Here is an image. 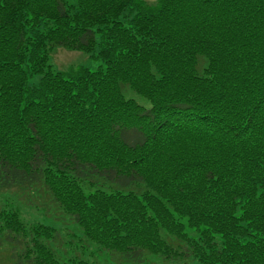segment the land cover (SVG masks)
<instances>
[{"label": "trees", "instance_id": "trees-1", "mask_svg": "<svg viewBox=\"0 0 264 264\" xmlns=\"http://www.w3.org/2000/svg\"><path fill=\"white\" fill-rule=\"evenodd\" d=\"M0 191L79 231L1 209L14 264H264V0H0Z\"/></svg>", "mask_w": 264, "mask_h": 264}, {"label": "rangeland", "instance_id": "rangeland-1", "mask_svg": "<svg viewBox=\"0 0 264 264\" xmlns=\"http://www.w3.org/2000/svg\"><path fill=\"white\" fill-rule=\"evenodd\" d=\"M156 0H146L147 4H153ZM49 64L53 71L64 72L71 69H75L78 66H83L91 71L97 70L102 67V63L99 59H94L90 54L83 52H73L68 51L64 48L55 49L49 59ZM39 76H35L29 80V84L38 82ZM128 98L133 99L139 105L149 108V103L142 97L136 95L135 93L126 92ZM45 198H43V201ZM16 210L20 217L27 223H41L47 226H51L56 230L62 232L64 236L67 231L79 232L78 228L69 223L65 218L63 221L57 220L53 213L46 212L43 210L42 206H33L26 204L21 199H18L14 194L9 192L0 191V210ZM60 252V251H59ZM12 248L7 245L0 247V264H14V260L11 257ZM62 257L67 258L71 256H77L82 260L88 261L91 264H114V258L112 260L109 258L107 253L99 252L98 248L95 246H86L85 249H75V251H69L67 253L60 252ZM145 264H175L163 261L159 257L150 256ZM180 264V263H176ZM194 264V263H193Z\"/></svg>", "mask_w": 264, "mask_h": 264}]
</instances>
